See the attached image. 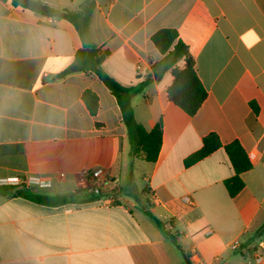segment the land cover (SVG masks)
Segmentation results:
<instances>
[{
    "label": "crops",
    "instance_id": "1",
    "mask_svg": "<svg viewBox=\"0 0 264 264\" xmlns=\"http://www.w3.org/2000/svg\"><path fill=\"white\" fill-rule=\"evenodd\" d=\"M37 1L78 11L86 0ZM165 28L179 32L208 94L193 117L168 100L171 70L154 71L164 56L152 36ZM90 34L113 79L151 80L132 105L147 131L162 123L159 157L132 158L116 98L95 74L71 70L83 44L70 22L0 0V186L36 177L49 186L30 190L68 196L87 192L84 174L103 167L116 198L48 207L0 194V264H193L195 248L206 264H259L248 254L264 244V0H96ZM86 90L99 97L96 116ZM209 134L239 142L253 164L235 198L224 149L185 165Z\"/></svg>",
    "mask_w": 264,
    "mask_h": 264
},
{
    "label": "trees",
    "instance_id": "2",
    "mask_svg": "<svg viewBox=\"0 0 264 264\" xmlns=\"http://www.w3.org/2000/svg\"><path fill=\"white\" fill-rule=\"evenodd\" d=\"M2 1L11 3L14 7H22L54 20H66L75 27L83 44V47L75 55V62L80 69L79 71L95 74L116 98L121 110L123 123L129 134L131 157L141 158L147 163H155L159 157L162 145V123L157 124L151 131H147L136 120L132 105V98L143 93L145 88L151 83V80H146L135 86H124L104 70V61L108 57L109 52L97 47L90 34V23L96 8V0H86L78 11L52 8L37 0ZM152 42L164 56L154 66L155 73L160 77L164 71L171 70L173 75V83L167 90L168 100L185 111L189 116H195L207 99L208 94L197 75L196 64L189 54L187 45L179 39V32L172 28L157 31L152 36ZM181 60L186 63L184 69H180L177 66ZM68 73L70 71L64 72L60 77H64ZM82 99L90 114L96 116L99 110V97L97 94L91 90H86L82 95ZM252 107L255 114H258V106L253 103ZM219 149L225 150L235 171L234 176L225 181V187L229 196L235 198L245 187L242 175L253 169V164L247 152L239 142L236 141L223 145L216 134H209L204 138L201 149L185 160V165L187 167L193 166ZM30 189L24 185L0 186V194L2 196L13 195L14 197L25 198L48 207L99 200V197L92 195L89 191H78L68 196H50L38 194ZM146 214L157 227L166 233L167 225L165 223L157 219L150 212ZM166 234L168 237L173 238L171 234ZM256 234L264 235V225Z\"/></svg>",
    "mask_w": 264,
    "mask_h": 264
},
{
    "label": "built area",
    "instance_id": "3",
    "mask_svg": "<svg viewBox=\"0 0 264 264\" xmlns=\"http://www.w3.org/2000/svg\"><path fill=\"white\" fill-rule=\"evenodd\" d=\"M138 70L142 69L141 65H138ZM61 178H64V174H61ZM84 178L87 181L88 191L92 195L99 197V201L105 202L106 206H112L116 203V198L114 195V186L115 180L109 177V172L103 167H97L94 170L85 173ZM23 185L26 188H44L49 186L47 182L40 178L30 177L23 182ZM187 203H191L189 198H185ZM242 247L239 241L233 242L230 246V249L237 251ZM248 257L253 258L254 262L259 264L264 263V244L261 246V249L253 253H249ZM191 262L193 264H206V262L201 257L200 252L195 248L192 251L190 256ZM222 260L221 257L215 258V263H218ZM250 263V261H249Z\"/></svg>",
    "mask_w": 264,
    "mask_h": 264
},
{
    "label": "rangeland",
    "instance_id": "4",
    "mask_svg": "<svg viewBox=\"0 0 264 264\" xmlns=\"http://www.w3.org/2000/svg\"><path fill=\"white\" fill-rule=\"evenodd\" d=\"M62 189H63V191H67V186H64V187H62ZM41 192H43V193H48V194H54V191L53 190H51V189H41ZM63 193H65V194H72L73 192H63Z\"/></svg>",
    "mask_w": 264,
    "mask_h": 264
},
{
    "label": "water",
    "instance_id": "5",
    "mask_svg": "<svg viewBox=\"0 0 264 264\" xmlns=\"http://www.w3.org/2000/svg\"><path fill=\"white\" fill-rule=\"evenodd\" d=\"M71 70L72 71H79L80 70L78 65H77V63H74V65L72 66Z\"/></svg>",
    "mask_w": 264,
    "mask_h": 264
}]
</instances>
